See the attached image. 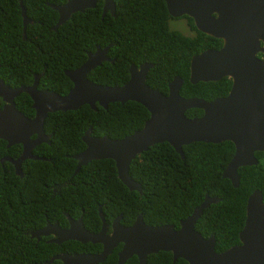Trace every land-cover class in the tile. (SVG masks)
<instances>
[{
    "label": "trees",
    "instance_id": "1",
    "mask_svg": "<svg viewBox=\"0 0 264 264\" xmlns=\"http://www.w3.org/2000/svg\"><path fill=\"white\" fill-rule=\"evenodd\" d=\"M65 1L22 0L25 15L32 21L26 24L22 39L17 0H0V79L5 85H29L33 75L42 72L39 88L62 95L71 86L63 71L82 64L86 53L96 46L110 44L107 56L113 59L112 63L102 62L90 70L88 80L119 86L127 80L130 64L147 62L152 67L145 84L161 94L167 93V83L173 76L183 80L178 94L184 98L209 101L227 93L230 87L227 78L188 82L190 57L207 48H217L219 41L196 30L186 15L169 17L163 0H112L114 15L105 14L102 18V1L97 0L93 8L71 14L52 30L57 13L48 4L60 5ZM174 19H184L193 34L169 30L167 22ZM14 105L25 117H32L25 93L14 99ZM184 115L199 117L201 110L190 108ZM147 117V111L133 101L111 102L105 109L96 106L95 110L83 104L75 110L48 113L43 130L51 132L49 143L41 144L33 152L44 159L25 161L26 177L15 189L0 174V264H46L60 251L94 252L99 248L91 243L68 241L70 245H56L44 242V238L29 239L24 232L41 227L43 209L60 222H64L61 212L66 211L73 218L80 216L90 231L98 226L97 206L111 217L120 213L125 225L139 213L147 225L173 224L178 228V221L188 216L205 194L218 200L202 210L193 229L204 238L213 236L215 252L236 245L247 196L259 190L264 203V167L262 159L256 165L237 168V186H231L228 179L221 177L233 153L229 141L183 145V159L166 142L149 146L128 166V175L140 185V195L120 183L110 159L90 160L71 175L74 169L71 156L83 148L80 136L87 128L95 137L118 139L139 129ZM51 187H56L55 193ZM115 251L109 254V264H114ZM134 258L131 256L127 263L135 264ZM146 263L186 264L181 258L172 262L170 253L165 251L149 254ZM49 264L58 262L53 260Z\"/></svg>",
    "mask_w": 264,
    "mask_h": 264
},
{
    "label": "water",
    "instance_id": "2",
    "mask_svg": "<svg viewBox=\"0 0 264 264\" xmlns=\"http://www.w3.org/2000/svg\"><path fill=\"white\" fill-rule=\"evenodd\" d=\"M97 0H66L60 5L48 4L57 13L51 27L68 20L71 14L93 8ZM101 15H114V2L101 0ZM167 14L171 18L188 16L199 32L220 39L218 49H207L192 55L188 64V82L230 80V87L223 97L205 101L202 98H184L178 94L183 80L173 76L167 83V93L161 94L145 84V77L151 63L130 66L127 80L119 86L100 85L86 78L94 66L100 64L106 49L88 54L78 68L64 71L71 82V88L64 95L37 90L39 75H33L29 87L9 88L0 80V97L6 102L0 108V139L7 144L24 142L30 147L44 140L43 120L47 113L75 110L86 104L95 110L96 106L106 108L108 103L133 101L140 104L148 113L142 126L118 139L107 136L95 137L87 128L80 136L84 144L81 152L73 155L77 170L90 160L110 159L113 162L117 179L127 188L140 195V185L128 175L130 161L155 143L166 142L183 159L181 146L191 142L219 143L229 141L233 153L221 172L231 186L238 182L237 168L256 165L255 152L264 151V0H163ZM22 21V35L27 19L22 0H17ZM110 46V45H109ZM261 54L263 57H258ZM26 93L34 109L32 118L25 117L13 103V97ZM6 97V99L4 98ZM190 108L201 110L199 117L188 118L184 111ZM34 135L32 138L31 136ZM29 157L37 159L35 156ZM24 157V152L22 155ZM16 168V167H15ZM74 174V173H73ZM216 197L206 194L201 203L178 223L147 225L140 216L129 226H122L116 217L109 234L104 224L96 233L87 231L80 218L68 220L65 230L55 233L50 242L60 243L73 240L79 243H100L101 251L89 253H61L51 256L59 264H97L112 249L121 244L117 252V264L134 256L138 264H145L149 254L159 251L169 252L172 261L181 258L186 264H264V203L259 190H253L246 198L242 228L238 232L237 245L222 252L214 251V238L202 237L193 229L194 222L202 210ZM44 229L29 231L30 237L38 238L46 234Z\"/></svg>",
    "mask_w": 264,
    "mask_h": 264
},
{
    "label": "flooded vegetation",
    "instance_id": "3",
    "mask_svg": "<svg viewBox=\"0 0 264 264\" xmlns=\"http://www.w3.org/2000/svg\"><path fill=\"white\" fill-rule=\"evenodd\" d=\"M101 5H102V2H101ZM105 14H109L108 12L107 13H105ZM104 14V15H105ZM100 15H101V13H100ZM103 15V16H104ZM110 15V14H109ZM178 18V17H177ZM182 20H184V19H182ZM31 21V20H30ZM192 21V20H191ZM184 23H185V20H184ZM26 26V25H25ZM185 27H186V29L188 30V28H187V25H186V23H185ZM189 31V30H188ZM189 33H190V31H189ZM211 38H213V37H211ZM22 39H24V37H23V35H22ZM215 39V38H214ZM218 41H219V46L217 47V48H207V49H218L220 46H221V44H222V41L220 40V39H217ZM110 44H107V45H105L104 47H102V48H100V47H98V46H96L95 47V49L92 51V52H87L86 53V57H85V60L84 61H86V59L88 58L87 57V55L88 54H92V53H94L95 52V50L98 48V50L100 49H105L106 47H107V49H106V52L104 53V56L103 57H101L100 58V64L102 63V62H109V63H112V61H113V59H111L109 56H107V53H108V49H109V46ZM207 49H205V50H207ZM204 51V50H203ZM200 52H202V51H200ZM199 52V53H200ZM198 54V53H197ZM196 55V54H195ZM258 57H263L261 54H258ZM83 61V62H84ZM144 63H147V62H144ZM100 64H98V65H96V66H94V68L95 67H97V66H99ZM140 64H142V63H139V64H137V65H134V64H130L129 66H128V68H127V72L129 73V67L130 66H134V67H137L138 65H140ZM81 65V64H80ZM79 65V66H80ZM78 66V67H79ZM78 67H76V68H78ZM76 68H74V69H76ZM94 68H92V69H90V70H93ZM71 70H73V69H71ZM89 70V71H90ZM64 71H68V70H64ZM63 71V72H64ZM42 72H40L39 74H37V75H40ZM64 74V73H63ZM66 77V76H65ZM67 78V77H66ZM1 80V79H0ZM3 82V81H2ZM32 82H33V79H32ZM32 82L29 84V85H20V86H25V87H29L31 84H32ZM70 82V81H69ZM125 82V81H124ZM123 82V83H124ZM71 83V82H70ZM122 83V84H123ZM4 84V83H3ZM5 85V84H4ZM7 86V85H6ZM7 87H9V86H7ZM16 87H19V86H13V87H9V88H16ZM35 88L37 89V90H46V91H50V90H48L47 88H44V87H42V88H39V85H38V81H37V83H36V86H35ZM70 88H71V86H70ZM69 88V89H70ZM68 89V90H69ZM67 90V91H68ZM67 91H66V93H67ZM50 92H52V91H50ZM0 93L2 94L3 92L0 90ZM21 93H24V92H21ZM54 93V92H53ZM20 94V93H19ZM18 94V95H19ZM26 94V93H25ZM57 94V93H56ZM65 94V93H64ZM64 94H62V95H64ZM18 95H16L15 97H13V103H14V99L18 96ZM27 95V94H26ZM59 95V94H58ZM28 96V95H27ZM4 98L6 99V97L4 96ZM28 99L30 100V108L32 109V111H33V114H32V117L34 116V109L31 107V99L29 98V96H28ZM6 102H4L3 100H2V98L0 97V108L5 104ZM14 107H15V105H14ZM66 111V110H65ZM55 112V111H54ZM50 113V112H49ZM48 114V113H47ZM47 116V115H46ZM31 117V118H32ZM42 130H43V124H42ZM43 133H44V135L45 136H47V137H43L44 138V140L43 141H41V142H38V143H36V144H34V145H31L30 147L24 142V144H22V142L21 143H10V144H7L4 140H2V139H0V174H1V178H2V180H4V179H7L8 181H10L11 183H13V188L15 189V187H16V185L18 184V182H20V181H22L23 179H24V177H26V174H25V172H24V170H27V164H25V161H27V160H37V159H40V160H43L44 158L43 157H40V156H38V155H36V154H34L33 152L35 151V148L36 147H38V146H40L41 144H48L49 142H48V139H49V137H50V135H51V132L50 133H46L44 130H43ZM32 138L34 137V135H32L31 136ZM83 148H84V145H83ZM83 148L79 151V152H81L82 150H83ZM27 151H29V155L30 156H36L37 157V159H33V158H31V157H29L28 156V154H27ZM24 152V157L23 156H21L22 155V153ZM78 152V153H79ZM77 154V153H76ZM73 155H75V154H73ZM72 155V156H73ZM71 156V157H72ZM254 157H255V159H256V161H257V163L258 162H261V160L263 159V161H264V151H262V153L261 154H255L254 153ZM73 158V157H72ZM73 160H74V169H73V171L75 170V168H76V160L73 158ZM85 165V164H84ZM81 166H83V165H80L78 168H80ZM16 167V168H15ZM78 168H77V170H78ZM77 170L75 171V172H73L72 171V174L71 175H73V173L75 174L76 172H77ZM15 178H17V179H15ZM66 184V183H65ZM51 192H53V193H55L56 192V187H51ZM27 205H28V203H27ZM81 213H82V210H81ZM61 214L63 215V217H64V222H60V220L58 219V218H54L53 216H52V213L50 214V216H48L49 215V211L48 210H45V209H43L42 211H41V213H40V215L42 216V219H43V223H42V225H41V227H39V228H36V229H34V230H40V229H44L43 231H44V233H46V234H40V235H38V238H35L34 236L33 237H30L29 236V231H34V230H26L24 233L26 234H28V237H29V239H31V238H33L35 241H39L41 238H44V242H46V243H53V242H50L49 240L50 239H52V238H54V236L56 237V235H55V233H57L59 230H65V229H67V227L69 226V219L70 220H72V221H76V220H78L79 218H80V220H81V217L80 216H77V217H75V218H73L68 212H61ZM137 216H140V218L142 219V216H141V214H139V213H137L136 215H134V217H133V220L129 223V224H127V225H125V224H123V223H121V220L123 219V217L121 216V214L120 213H118V214H116V215H112V217L107 213V212H102L101 211V209H100V206H97V208H96V217H97V219H98V226H97V228H96V230H88L87 228H85L84 227V225H83V223H82V226L87 230V231H89V232H91V233H96V232H98L99 231V229L101 228V225L102 224H104V231H105V233L106 234H109L110 232H111V229H112V222H113V220L116 218V217H119L118 218V223H119V225H122V226H129V225H131L133 222H134V220H135V218L137 217ZM32 219H34V220H36V221H38V222H40V219H36L34 216H30ZM181 220H183V219H181ZM197 220V219H196ZM143 221V220H142ZM180 221V220H179ZM179 221H178V223H179ZM81 222H82V220H81ZM195 223V222H194ZM173 225V224H172ZM209 236H212V235H209ZM208 236V237H209ZM68 241H73V240H65V241H61L60 243H66V242H68ZM75 242H77V241H75ZM60 243H58V244H60ZM79 243V242H78ZM85 243H89V242H85ZM238 243H239V241H238ZM237 243V244H238ZM53 244H56V243H53ZM58 244H56V245H58ZM66 244H68V245H70L69 243H66ZM80 244H84V243H80ZM91 244H93L94 246H96V247H99L98 249H96L94 252H75V251H72V252H64V251H60L59 253H56V254H54V255H57V254H61V253H67V254H70V253H89V254H97V253H99L100 251H101V244L100 243H91ZM236 244V245H237ZM234 246V245H233ZM120 247H121V244L120 243H117V245L113 248V249H116V251H115V255H114V264H117V252L120 250ZM112 249V250H113ZM53 256V255H52ZM133 257V256H132ZM109 258V260L111 259L110 258V256H109V254L102 260V261H100L99 263H97V264H109V262H108V259ZM127 259H130V258H127ZM127 259L126 260H124L123 261V263L122 264H131V263H127ZM135 260L132 262V263H135V264H138V261H137V259L136 258H134ZM147 259V258H146ZM172 260V259H171ZM57 262H58V264L60 263V261H58V260H56ZM172 262H174V261H172ZM145 264H147L146 262H145Z\"/></svg>",
    "mask_w": 264,
    "mask_h": 264
},
{
    "label": "rangeland",
    "instance_id": "4",
    "mask_svg": "<svg viewBox=\"0 0 264 264\" xmlns=\"http://www.w3.org/2000/svg\"><path fill=\"white\" fill-rule=\"evenodd\" d=\"M167 28L169 30L179 31L183 35L193 34L192 32L189 33V31L186 29L184 20H182V19L168 20Z\"/></svg>",
    "mask_w": 264,
    "mask_h": 264
},
{
    "label": "built area",
    "instance_id": "5",
    "mask_svg": "<svg viewBox=\"0 0 264 264\" xmlns=\"http://www.w3.org/2000/svg\"><path fill=\"white\" fill-rule=\"evenodd\" d=\"M263 167H264V161H263Z\"/></svg>",
    "mask_w": 264,
    "mask_h": 264
}]
</instances>
